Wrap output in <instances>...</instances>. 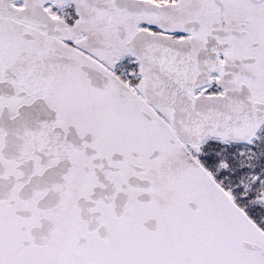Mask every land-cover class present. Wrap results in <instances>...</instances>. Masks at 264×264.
Returning a JSON list of instances; mask_svg holds the SVG:
<instances>
[{
    "label": "snow or ice",
    "instance_id": "6c2138e0",
    "mask_svg": "<svg viewBox=\"0 0 264 264\" xmlns=\"http://www.w3.org/2000/svg\"><path fill=\"white\" fill-rule=\"evenodd\" d=\"M0 264H264V0H0Z\"/></svg>",
    "mask_w": 264,
    "mask_h": 264
}]
</instances>
